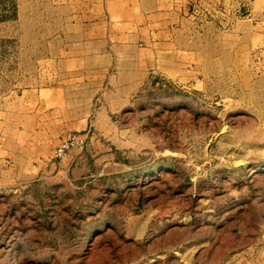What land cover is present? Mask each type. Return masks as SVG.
Returning <instances> with one entry per match:
<instances>
[{
    "label": "rangeland",
    "instance_id": "obj_1",
    "mask_svg": "<svg viewBox=\"0 0 264 264\" xmlns=\"http://www.w3.org/2000/svg\"><path fill=\"white\" fill-rule=\"evenodd\" d=\"M99 7L0 0V264H264V0Z\"/></svg>",
    "mask_w": 264,
    "mask_h": 264
},
{
    "label": "crops",
    "instance_id": "obj_2",
    "mask_svg": "<svg viewBox=\"0 0 264 264\" xmlns=\"http://www.w3.org/2000/svg\"><path fill=\"white\" fill-rule=\"evenodd\" d=\"M102 5L99 9L104 12V19H121L120 13L129 6L136 11L142 10L145 15L154 20H167L171 14L178 18L190 14V7L193 2L207 3L208 0H96ZM136 5V7H134ZM140 5V6H139ZM146 5V6H145ZM148 6V7H147ZM115 15V16H114ZM161 23V22H160Z\"/></svg>",
    "mask_w": 264,
    "mask_h": 264
}]
</instances>
